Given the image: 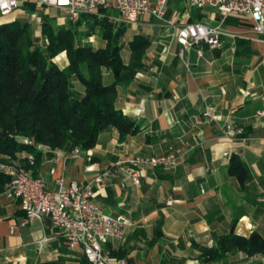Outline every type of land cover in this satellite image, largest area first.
I'll return each instance as SVG.
<instances>
[{
    "label": "crops",
    "instance_id": "0c3cea01",
    "mask_svg": "<svg viewBox=\"0 0 264 264\" xmlns=\"http://www.w3.org/2000/svg\"><path fill=\"white\" fill-rule=\"evenodd\" d=\"M28 4L0 18V25L37 23L39 37L43 18L37 5L30 3L35 10L29 12ZM48 9L60 12L57 20L45 15L60 24L64 13ZM106 13L117 16L112 8ZM186 23L219 26L236 37L224 36L219 49L197 45L181 57L175 34ZM127 27L131 32L124 36L125 45L136 34L150 42L144 68L117 89L116 107L138 125V132L120 141L110 128L77 159L44 149L29 170L53 188L58 178L85 184L111 164L136 155L174 153L179 159L174 171H145L138 186L122 172L106 176L94 201L106 214L128 217L131 226L123 241L104 244V252L121 255L128 264H264L261 253L234 249L215 261L204 253L230 233L264 240V35L253 33L249 18L222 21L215 9H195L182 0L167 4L163 20L147 14ZM122 59L128 64L127 48ZM66 65L65 60L60 67ZM111 81L104 72V82ZM74 87L83 91L78 83ZM227 127L246 135L233 136ZM233 156L247 170L243 183L229 175ZM23 217L19 202L0 194V264H88L79 250L67 248L48 219L22 225Z\"/></svg>",
    "mask_w": 264,
    "mask_h": 264
},
{
    "label": "trees",
    "instance_id": "16d2710c",
    "mask_svg": "<svg viewBox=\"0 0 264 264\" xmlns=\"http://www.w3.org/2000/svg\"><path fill=\"white\" fill-rule=\"evenodd\" d=\"M27 10L33 12L34 5L29 3ZM102 12V18L82 15L73 24L74 29H56L54 21L44 16L41 38L26 21L0 25V155L19 162L24 170L34 169L39 163L41 153L35 145L69 154L75 148H94L99 135L110 128L118 132L120 141L139 130L116 107L117 89L144 68L150 42L136 34L125 45L126 25L115 26L106 10ZM81 26L86 28L82 34L77 31ZM93 35L98 38L97 47L76 42L79 37ZM124 48L130 52L128 64L122 59ZM65 55L68 65L61 68L54 59ZM104 72L111 77L110 83L104 82ZM74 83L83 91H76ZM245 135L242 131L239 137ZM16 137L29 138L33 145L19 143ZM229 175L239 183L247 178V170L236 156L230 160ZM8 181L0 174V194ZM234 249L264 254V240L257 234L243 239L230 233L216 249L204 253L208 261H215Z\"/></svg>",
    "mask_w": 264,
    "mask_h": 264
},
{
    "label": "built area",
    "instance_id": "2783aa9c",
    "mask_svg": "<svg viewBox=\"0 0 264 264\" xmlns=\"http://www.w3.org/2000/svg\"><path fill=\"white\" fill-rule=\"evenodd\" d=\"M172 0H0V18H7L16 13L23 2L37 6L54 8L64 13L65 17L77 21L82 15L102 18V10L109 8L117 12L111 18L119 24L132 26L145 15L150 14L157 20H163L167 4ZM197 9L212 8L220 15L222 21L227 17H245L252 21L255 35H264V0H182ZM168 25L173 26L171 22ZM224 36L235 38L236 35L225 33L219 26L212 27L202 23H186L176 29L175 40L181 46L180 56L184 50L204 44L210 49H219ZM211 117L208 111L203 113ZM227 133L239 136L241 128L227 127ZM20 143L33 145L28 138ZM36 149L43 151L41 145ZM80 148L73 149L66 159H77L83 153ZM225 155H227L225 153ZM34 160L29 158V164ZM179 159L174 153L158 156L136 155L122 162L111 164L106 172L99 174L85 184L78 181L58 178L54 187L39 177H34L30 170H24L19 162L0 155V174L9 178L1 196L7 200L18 201L24 213L22 225L32 220L48 219L62 237L64 244L71 251L79 250L88 264H128L126 259L118 258L104 252V244L110 241L121 242L125 238L131 221L123 215L104 213L94 201L98 189L105 185L109 173L122 172L135 186L145 171L163 170L172 172L178 166ZM264 203V199H260Z\"/></svg>",
    "mask_w": 264,
    "mask_h": 264
},
{
    "label": "rangeland",
    "instance_id": "374dc122",
    "mask_svg": "<svg viewBox=\"0 0 264 264\" xmlns=\"http://www.w3.org/2000/svg\"><path fill=\"white\" fill-rule=\"evenodd\" d=\"M196 9V8H195ZM37 13H40L41 14V16H40V20H41V18H43L46 14H48V13H50V15H52V17H54L56 20L57 19H60V17H61V14H60V12H58V11H56V10H49L48 8H46V7H41V6H37ZM117 16H111V18H116ZM63 18V20L60 22V24H57V22H55V20L54 19H51V18H49L51 21H54V25H55V27H56V29H58V28H60V27H70V29H74V26H73V24L76 22V21H72V20H70V19H68V18H66V17H62ZM113 22H114V25L115 26H118V23H117V21H115L114 19H111ZM38 23H39V20H38ZM35 25L34 26H32L33 27V29H34V33L36 32V31H38V27L37 26H39V25H37V23H34ZM120 24V23H119ZM37 27V28H36ZM130 27H127L126 26V31H128L129 30V32H131V30L129 29ZM40 31H42V29L40 30ZM77 31H78V33H80V34H82V33H84L85 31H86V28H85V26H81V27H79L78 29H77ZM129 32H128V35H130L129 34ZM127 33V32H126ZM40 36L38 37V38H41L42 37V34L41 33H38ZM35 36H36V34H35ZM76 42L77 43H82V44H85V45H91L92 47H97L98 46V44H99V41H98V38H97V36L96 35H93V36H90V37H79V38H77L76 39ZM125 52V51H124ZM62 54V53H61ZM60 54V55H61ZM63 54H65V53H63ZM125 54L123 53V57H125L124 56ZM59 56V55H58ZM57 56V57H58ZM56 57V58H57ZM54 59V62L55 63H57L59 66H62L63 65V63H65V60L67 61V59H66V55H65V57H62V58H59V59ZM67 65H68V62H67ZM66 65V66H67ZM65 66V67H66ZM22 138H26V137H16L15 138V140L17 141V142H19L20 143V140L22 139ZM29 139V138H28ZM44 150V149H43Z\"/></svg>",
    "mask_w": 264,
    "mask_h": 264
}]
</instances>
